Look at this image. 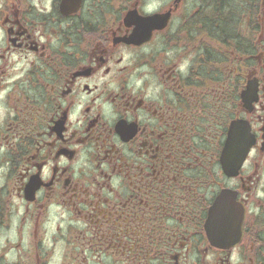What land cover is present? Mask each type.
Segmentation results:
<instances>
[{
  "label": "flooded vegetation",
  "instance_id": "flooded-vegetation-1",
  "mask_svg": "<svg viewBox=\"0 0 264 264\" xmlns=\"http://www.w3.org/2000/svg\"><path fill=\"white\" fill-rule=\"evenodd\" d=\"M52 235L66 264H264V0H0V264Z\"/></svg>",
  "mask_w": 264,
  "mask_h": 264
},
{
  "label": "water",
  "instance_id": "water-1",
  "mask_svg": "<svg viewBox=\"0 0 264 264\" xmlns=\"http://www.w3.org/2000/svg\"><path fill=\"white\" fill-rule=\"evenodd\" d=\"M236 132H238V129H236L235 126L232 127L231 130L229 131L228 141L226 142V145H225L224 155H226L227 152L229 154L231 152H233L232 156L233 157L236 156L238 158V165H239L240 162L243 160L246 152L250 148L251 140L248 139L247 142L246 141L243 142L242 140L235 142L234 141V134ZM235 153H236V155H235ZM221 210H225V201H224L223 196L220 199L216 200L214 202V205L209 210V216L207 219V233H208L209 241L211 244L219 245L222 247H228V246L233 245L235 242H222L221 244H219L217 242L218 237L215 235V230L217 229V227L214 225V222H215L216 218L218 221L219 212Z\"/></svg>",
  "mask_w": 264,
  "mask_h": 264
},
{
  "label": "rangeland",
  "instance_id": "rangeland-1",
  "mask_svg": "<svg viewBox=\"0 0 264 264\" xmlns=\"http://www.w3.org/2000/svg\"><path fill=\"white\" fill-rule=\"evenodd\" d=\"M46 230H47V235L50 234L49 233V230H50L49 226H46ZM75 246H82V245H80L79 243H75ZM64 248H69V243L66 245H63V243L61 241L59 242V238H57L56 235H55V239L52 235L46 241L41 242V247H39L38 252H39V254H42L43 252H45L46 259L50 258L48 261V264H60L61 256H62V250ZM35 250H36L35 244L32 242V240H30V251L35 253V252H37ZM65 255H66V253H65ZM81 258H82V256L80 258L76 259L75 263L79 264V262L81 261ZM95 261L98 262V259H95ZM61 263L66 264L67 261L62 258ZM83 264H88V263L83 261Z\"/></svg>",
  "mask_w": 264,
  "mask_h": 264
}]
</instances>
